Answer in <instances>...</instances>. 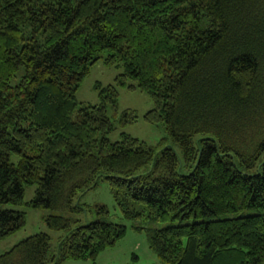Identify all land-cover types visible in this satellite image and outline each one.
Wrapping results in <instances>:
<instances>
[{
  "label": "trees",
  "instance_id": "16d2710c",
  "mask_svg": "<svg viewBox=\"0 0 264 264\" xmlns=\"http://www.w3.org/2000/svg\"><path fill=\"white\" fill-rule=\"evenodd\" d=\"M104 53L122 72L96 84L98 104L78 106ZM120 87L150 95L145 120L175 144L111 140L138 119L119 112ZM101 180L126 219L180 221L148 230L158 264H264V213L224 216L264 209V0H0V203L50 209L48 227L66 231L56 245L32 234L0 264L95 259L114 245L124 224L73 216L108 214L78 202ZM26 215L0 209V241Z\"/></svg>",
  "mask_w": 264,
  "mask_h": 264
},
{
  "label": "rangeland",
  "instance_id": "374dc122",
  "mask_svg": "<svg viewBox=\"0 0 264 264\" xmlns=\"http://www.w3.org/2000/svg\"><path fill=\"white\" fill-rule=\"evenodd\" d=\"M106 53L96 62L85 78L81 87L77 91V100L81 104H98L100 102L96 84L103 86L116 82V76L122 72V68L118 66H108L104 62ZM23 69L18 72V76L12 80L15 84L18 82ZM119 112L126 109L135 110L138 119L134 123H130L124 127L117 125L109 137L111 140L121 139V132L128 133L134 137L146 141L148 144L161 149L166 144H175L171 136L166 132L162 124H152L145 120L144 115L154 106L150 95L139 89L129 90L126 87L119 88ZM118 122V121H117ZM36 185H29L25 191V202H29L35 194ZM78 202L86 204L90 208L104 204L108 208V214H96L93 211H85L73 214L74 217L81 219L82 222L92 221L95 219H104L113 221L126 226L125 235L114 245L107 247L100 252L95 259L86 260H67L61 264H158L159 257L151 249L148 241V230L150 228H160L171 224H177L179 220H171L164 222H148L146 220H130L126 219L118 208L112 189L107 180H101L98 186L85 192L78 198ZM0 209H14L26 212V225L17 233L11 235L7 239L0 241V254L10 250L15 244L24 238L38 233L46 232L51 236V242L56 245L57 240L66 231L51 230L45 218L54 211L44 208H34L26 203H0ZM256 213H264V209H248L236 213L226 214L224 216H243ZM140 227L141 229H138Z\"/></svg>",
  "mask_w": 264,
  "mask_h": 264
}]
</instances>
